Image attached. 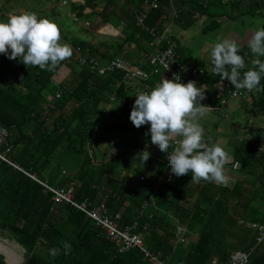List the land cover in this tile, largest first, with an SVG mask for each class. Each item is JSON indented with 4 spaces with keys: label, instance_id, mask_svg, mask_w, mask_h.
<instances>
[{
    "label": "trees",
    "instance_id": "trees-1",
    "mask_svg": "<svg viewBox=\"0 0 264 264\" xmlns=\"http://www.w3.org/2000/svg\"><path fill=\"white\" fill-rule=\"evenodd\" d=\"M122 1L126 5L122 20L128 32L115 47L72 41V55L52 70L26 66L19 58L10 60L0 54V123L10 132L7 158L53 189L74 188L76 203L87 202L95 208L107 197L110 219L121 214L120 227L136 225L145 248L170 264H232L235 253L249 254L250 264H264V244L256 246L254 232L239 224L264 225V151L248 139L235 148L234 163L245 178L238 179L232 188L217 187L209 181L190 182L191 173L160 183L165 159L162 163L151 155L147 161L143 159L142 152L154 146L146 134L150 124L137 128L129 117L134 95L142 91L139 88H154L162 77L152 75L144 83L126 80L121 72L99 76L83 63L86 55L103 64L122 58L125 46L132 43L142 45L139 52L148 58L153 39L136 22L143 13H147L145 27L161 33L173 22L189 31L203 19H215L204 30L209 34L217 31L223 19L237 22L248 16L264 20V0H189L175 13L177 0H150L158 3L155 9L147 7L144 0H85L75 9L78 18L89 9L106 25L113 16H119L109 8ZM101 3L105 7L98 12ZM171 40L177 45L179 61L197 68L191 64L192 51ZM239 50L246 65L240 70L242 76L253 67L256 57L248 46ZM149 64L151 69H144L150 74L153 66ZM63 66L69 74L56 85L54 77ZM129 82L140 87L133 89ZM205 82L211 87L230 83L213 70L200 85ZM256 90V97L245 101L251 107L249 114L264 119V78ZM219 94L221 100L220 90ZM121 101V115H112L107 108ZM107 116L115 121H107ZM174 148L172 143L169 153ZM178 227L186 231L184 244L178 243ZM0 238L25 251L23 264H149L138 249L119 254L105 231L85 214L70 204H56L51 193L3 162ZM65 243L71 245L67 255ZM51 248L60 249L59 254L52 256ZM0 253L11 263L7 253ZM0 264H6L1 255Z\"/></svg>",
    "mask_w": 264,
    "mask_h": 264
},
{
    "label": "clouds",
    "instance_id": "clouds-1",
    "mask_svg": "<svg viewBox=\"0 0 264 264\" xmlns=\"http://www.w3.org/2000/svg\"><path fill=\"white\" fill-rule=\"evenodd\" d=\"M60 35L56 23L35 13L11 16L0 21V54L10 60L19 58L26 66L52 70L72 55L71 48L60 42ZM248 47L256 58L253 67L244 71L242 76L240 70L245 69V60L235 42L217 41L210 56L213 72L222 81L227 79L236 89L253 91L264 78V60L260 59L264 57V27L252 33ZM134 96L136 99L129 117L134 126L139 128L150 124L146 134L162 152L169 153L173 142L179 144L167 156L172 174L179 177L191 173L190 182L225 181V150L219 144L206 146L204 129L199 122L206 116L208 107L201 104L205 99L203 87H197L194 81L181 83L180 76L174 75L171 80L163 78L150 91H137ZM142 153L147 161L150 153ZM70 248L68 243L63 245L65 255ZM49 252L56 256L60 249L51 248Z\"/></svg>",
    "mask_w": 264,
    "mask_h": 264
},
{
    "label": "built area",
    "instance_id": "built-area-1",
    "mask_svg": "<svg viewBox=\"0 0 264 264\" xmlns=\"http://www.w3.org/2000/svg\"><path fill=\"white\" fill-rule=\"evenodd\" d=\"M147 7L155 9L158 7L156 1L151 2L150 0H144ZM147 13L139 15L136 19L137 27L145 31L150 37H152L153 42L149 44L152 53L146 60L152 63V73H148L142 68L137 67L138 65L133 64L130 61L124 60L122 58H116L115 60L103 64L98 61H94L89 55H86L83 59L84 64L91 66V70L97 73L99 76H106L114 73H124L126 80L142 81L147 83L152 75L161 76L162 79L171 80L174 75H179L181 83L186 84L189 81H194L199 87L201 81L204 78H208L211 74L208 70L202 68H193L184 65L179 61L176 49L177 45L171 40L168 31L164 30L162 33L156 29H149L145 27V20ZM166 49L162 50L163 46ZM168 69H166V67ZM161 79V80H162ZM142 91H150L151 86H146L145 89L139 88ZM219 90L221 93V106H226L228 101L236 100V98L245 101L252 96L256 97L257 90L253 91L240 90L233 88L230 83H222L219 85ZM10 132L0 123V162L6 163L13 167L15 170L23 173L25 176L29 177L33 182L41 186L46 193H51L53 196V201L56 204H70L72 207L76 208L78 211L82 212L87 216L89 220L95 223V225L105 231L107 238L110 242L114 243L117 247L119 254L124 255L132 250H140L145 255V260L149 264H170L168 260H163L160 256L151 254L144 246L141 235L136 233L137 226L120 227L119 222L122 219V215H117L114 219H110L109 212L106 207L107 197L104 198L102 203L91 208V204L76 203L74 202V188L70 187L66 190H57L49 186L47 181H42L37 175L32 174L19 165L12 163L7 158V153L10 150L9 147ZM179 139V138H176ZM175 145L174 151L179 147L178 143L173 142ZM4 150H7L4 151ZM166 169L163 175L159 178V182L169 183L173 180L174 174L170 172L169 163L167 157L165 158ZM240 225H245L248 230L254 232L256 236V246H262L264 244V225H259L255 223H244L239 222ZM186 231L183 228H177V239L179 244H184L186 238L184 235ZM232 264H250V256L246 253H235L231 257Z\"/></svg>",
    "mask_w": 264,
    "mask_h": 264
},
{
    "label": "crops",
    "instance_id": "crops-1",
    "mask_svg": "<svg viewBox=\"0 0 264 264\" xmlns=\"http://www.w3.org/2000/svg\"><path fill=\"white\" fill-rule=\"evenodd\" d=\"M84 1L85 0H61V5L62 6L69 5L70 7L74 8L75 12H72V14L77 19L78 15H77V9H75V7L81 4L83 5ZM188 1L189 0L175 1L173 4V12L174 13L175 11L177 12V9H179V6H181L183 2L185 4L189 3ZM61 5L59 4L60 7ZM125 6L126 5L123 3V1L121 3L112 5V7H110L109 9L116 11V13L119 14V16L118 15L113 16L111 18V21L107 23L106 25H102L101 21L98 18V15L97 16L93 15V12L90 11L89 9L85 11L86 15L83 18L86 19V22H85L86 26H90V22L94 24L92 30L89 33L86 32L87 35H90L89 37H91V40H93V42H91L93 46L99 47L103 43H106L108 46L111 47L112 45H109V43L114 42L113 44L115 47L118 43H121L123 40H125L126 34L128 32L127 24L125 23L124 20H122V17H124L122 15V11L124 10ZM104 7H105V3H101V5L97 9L98 12H100ZM186 7L188 6L186 5ZM53 8H55V4L51 9ZM212 21H215V19L213 20L203 19L200 22H198L196 25L199 24L201 28L199 31L197 30L196 32L203 33V35H207L205 32L206 31L205 29H207V27L210 26V23ZM245 24H246V21L245 22L243 21L244 26ZM95 26H98V27H95ZM170 26L172 30L170 38L171 39L173 38L175 41H177L175 38L176 37L175 30L173 29L174 22ZM196 32L193 33V35L199 34ZM237 32H239L240 35L246 34L245 32L244 33L241 32L240 29L237 30ZM243 37H245V35ZM65 42L67 43V41ZM141 46L142 45L137 46L133 43L130 45H126L123 51L122 58L127 61L132 62L135 65L137 64L138 65L137 67L142 68L143 70H145L144 68H147V67L151 69V65L149 64V61L146 60V57H147L146 54L144 52L143 53L139 52V47ZM188 46L189 45H187V47ZM244 46H248V45L244 44L242 47ZM150 51H152L151 48H150ZM193 61H194V55L192 53L191 62ZM203 61L204 63H206L205 59H203ZM198 63L201 65H198V64L197 65L192 64V65L197 68H202L205 70L207 69V67L203 65L202 60H199ZM68 74H69V69L66 66H63L59 70L57 75L54 77V83L56 85H61L63 81L65 80V78L68 76ZM129 86L133 89L140 87L139 84H136L134 82H129ZM199 87L204 88V94H205V99L201 101V104L208 106L206 109V116L199 121L204 129V136H203L204 143L206 144V146H209V147L219 144L225 150V153H226L225 163L223 164V173L225 176V181L223 183H219V182H210V183H212L213 185L217 187L232 188L234 187L238 179H241L242 177L245 178V176H242L239 174V170H240L239 165L234 163V159H233L234 150L237 146H239L242 140L248 139L256 143L264 151V119L254 114H249V110L251 109V107H249V105L246 104L247 101L230 100L228 101L226 106H221L219 104L220 94L218 90L219 89L218 84H215L213 87H211L207 85L205 82L199 85ZM211 97H212V100L210 99ZM123 103H124L123 101H121V103L115 102L113 103V105H111L107 109L113 112L112 115L119 116L121 115L122 110L124 109ZM242 111H243V114L248 115L247 118H250V119L244 120L243 118H241ZM237 118H239L238 123H235ZM106 120L111 121V122L115 121V119L110 116H107ZM148 125L149 124H146L145 126H148ZM171 145L172 143L170 144L169 150L171 148ZM148 152L150 153L152 158L158 159L159 163H162L168 154L166 152L160 151L157 145H154L153 147L148 148ZM200 181H204V180H200Z\"/></svg>",
    "mask_w": 264,
    "mask_h": 264
},
{
    "label": "rangeland",
    "instance_id": "rangeland-1",
    "mask_svg": "<svg viewBox=\"0 0 264 264\" xmlns=\"http://www.w3.org/2000/svg\"><path fill=\"white\" fill-rule=\"evenodd\" d=\"M7 0H0V21H6L11 16H18L25 13H35L40 18H47L50 21L57 24L60 29V42L67 44L69 46L70 42L72 41H89L91 40L90 35H87L86 32H90L94 26L92 22H90V26H86L85 18H75L72 12L74 8L68 6H62L61 0H10V3ZM55 4V8L51 9ZM61 5V7L59 6ZM60 7V8H59ZM243 21H246L245 26L243 25ZM264 20L262 17L252 19L250 17L242 18L237 22H233L228 19L221 20L219 27H217V31L209 33L207 35H203V33L196 32L200 30V26L195 25L192 30L190 29L188 32L183 31L177 25L174 24L175 30V38L177 40L176 43L182 45L183 47L192 51L194 55V61L191 62L193 65H201L198 63L199 60H202L203 65L207 67L206 70L211 72L213 70V65L211 63V56L210 51L212 46L220 40H229L235 42L238 48H242V46L248 45V42L252 36V33L257 30L258 28L262 27ZM98 27V26H95ZM246 27V28H245ZM241 30V32H245L244 35H240L237 30ZM168 31V34L171 35L172 30L171 26L165 28ZM177 31V32H176ZM187 32V33H186ZM199 33L193 35V33ZM237 32V33H236ZM91 34V33H90ZM179 36V38H178ZM68 39V40H64ZM67 41V43L65 42ZM103 43V42H102ZM114 42L109 43V45L114 46ZM187 45H189L187 47ZM205 53V54H204ZM205 56V57H204ZM203 59H205L206 63H204ZM201 67V66H200ZM225 83V82H223ZM239 99L236 98V101ZM248 115H244L243 111L241 112V118L244 120L250 119L247 118ZM239 118H237L235 123H238ZM53 185V184H52ZM7 246H14L16 247L17 254L23 259L24 254L23 249L14 242H9L0 238V243H6ZM1 251V250H0ZM9 255L11 259L8 261L6 258L7 264H15L16 255L12 251L2 250ZM13 258V261H12Z\"/></svg>",
    "mask_w": 264,
    "mask_h": 264
},
{
    "label": "bare ground",
    "instance_id": "bare-ground-1",
    "mask_svg": "<svg viewBox=\"0 0 264 264\" xmlns=\"http://www.w3.org/2000/svg\"><path fill=\"white\" fill-rule=\"evenodd\" d=\"M7 242L6 243H0V250H7V251H12L15 253L16 255V261L15 264H22V258L17 254L16 252V247L14 246H7Z\"/></svg>",
    "mask_w": 264,
    "mask_h": 264
},
{
    "label": "water",
    "instance_id": "water-1",
    "mask_svg": "<svg viewBox=\"0 0 264 264\" xmlns=\"http://www.w3.org/2000/svg\"><path fill=\"white\" fill-rule=\"evenodd\" d=\"M24 252H25V251L23 250V253H24ZM0 255L4 257V259H5V262H6V258H5V256H4V255H2L1 253H0ZM6 264H7V262H6ZM22 264H23V259H22Z\"/></svg>",
    "mask_w": 264,
    "mask_h": 264
}]
</instances>
